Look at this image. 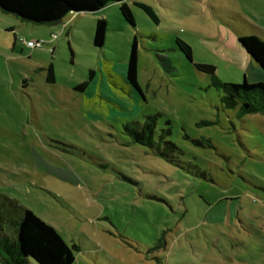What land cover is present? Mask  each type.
Instances as JSON below:
<instances>
[{
  "label": "rangeland",
  "instance_id": "374dc122",
  "mask_svg": "<svg viewBox=\"0 0 264 264\" xmlns=\"http://www.w3.org/2000/svg\"><path fill=\"white\" fill-rule=\"evenodd\" d=\"M134 1L133 24L122 2L54 24L0 10V194L76 245L72 264H264V112L224 107L193 65L258 81L238 36L264 41V0H138L158 22ZM133 38L141 93L126 80ZM152 114L170 159L124 132Z\"/></svg>",
  "mask_w": 264,
  "mask_h": 264
},
{
  "label": "trees",
  "instance_id": "16d2710c",
  "mask_svg": "<svg viewBox=\"0 0 264 264\" xmlns=\"http://www.w3.org/2000/svg\"><path fill=\"white\" fill-rule=\"evenodd\" d=\"M122 2L121 14L124 18L134 23L132 12L125 0H0V10L11 13L22 21L36 24H54L71 12L96 11L109 3ZM134 4L141 8L154 22L158 17L153 8L135 0ZM107 22L105 18H98L94 27L93 43L102 46ZM238 41L245 51L264 71V41L254 34L238 36ZM176 44L184 55L191 61L192 52L189 44L177 38ZM137 40L133 38L130 54L127 62L126 80L141 93L137 82ZM194 67L211 77V84L222 91L221 101L226 108H235L240 104L238 113L264 112V82L222 81L216 76V66L209 63H193ZM92 71H90V74ZM53 69L50 64L47 67V81H53ZM86 82L78 84L75 89H82ZM157 114L147 115L142 123L129 122L124 124V132L130 136L133 142L150 147L156 153L169 158L167 151L177 149L171 142H164L165 148H161L160 142L154 138ZM170 159V158H169ZM0 260L2 264H29L30 259L38 264H72L75 257L72 249L77 250L76 245L69 247L57 230L40 219L29 208L21 206L7 196L0 194Z\"/></svg>",
  "mask_w": 264,
  "mask_h": 264
},
{
  "label": "crops",
  "instance_id": "0c3cea01",
  "mask_svg": "<svg viewBox=\"0 0 264 264\" xmlns=\"http://www.w3.org/2000/svg\"><path fill=\"white\" fill-rule=\"evenodd\" d=\"M20 21H22V20H20ZM6 28H10V30L13 31V32L15 30L13 25H10L9 27H6ZM252 61L255 63V61L253 60V58L247 53V62L249 63L248 68L250 67L252 70H256L257 71L256 72V75H254V80L256 79L258 81L264 82V72H263V70L261 69V67L259 65H257V63L253 64Z\"/></svg>",
  "mask_w": 264,
  "mask_h": 264
},
{
  "label": "built area",
  "instance_id": "2783aa9c",
  "mask_svg": "<svg viewBox=\"0 0 264 264\" xmlns=\"http://www.w3.org/2000/svg\"><path fill=\"white\" fill-rule=\"evenodd\" d=\"M27 43L30 44V45L38 44V43H36V42H34V41H29V40L27 41Z\"/></svg>",
  "mask_w": 264,
  "mask_h": 264
},
{
  "label": "water",
  "instance_id": "95a60500",
  "mask_svg": "<svg viewBox=\"0 0 264 264\" xmlns=\"http://www.w3.org/2000/svg\"><path fill=\"white\" fill-rule=\"evenodd\" d=\"M256 62V61H255Z\"/></svg>",
  "mask_w": 264,
  "mask_h": 264
}]
</instances>
